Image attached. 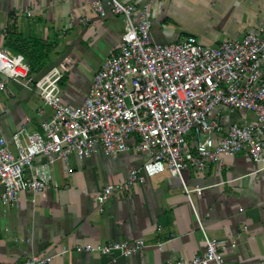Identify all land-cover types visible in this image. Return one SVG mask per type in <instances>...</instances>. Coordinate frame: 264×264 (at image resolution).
<instances>
[{"label": "crops", "instance_id": "obj_1", "mask_svg": "<svg viewBox=\"0 0 264 264\" xmlns=\"http://www.w3.org/2000/svg\"><path fill=\"white\" fill-rule=\"evenodd\" d=\"M94 1L0 0V49L16 54L6 44L19 39L55 43L44 69L32 73L34 85L53 84L55 75H60L54 91L71 108L84 103L95 75L107 57L119 52L125 34L123 19L109 11L106 16L96 13ZM120 1L138 8L150 6L152 38L161 45L194 37L202 45L219 46L264 27V0ZM132 21L138 23V13ZM51 114L34 90L10 81L0 93V137L11 142L23 127L40 132ZM210 119L222 128L219 137L232 124L253 122L255 117L220 107ZM148 160V155L135 152L115 157L98 152L82 161L73 156L69 166L61 161L51 164L52 181L44 192L22 193L18 207L0 206V264H25L32 255H56L63 246L73 249L78 244L114 241H144L147 247L116 261L72 251L51 264L192 260L207 249L200 223L219 244L224 264H264L263 164L242 154L209 165L202 173L187 170L183 181L164 172L115 194L101 209L96 198L104 187L124 184L130 172L142 169Z\"/></svg>", "mask_w": 264, "mask_h": 264}, {"label": "built area", "instance_id": "obj_2", "mask_svg": "<svg viewBox=\"0 0 264 264\" xmlns=\"http://www.w3.org/2000/svg\"><path fill=\"white\" fill-rule=\"evenodd\" d=\"M92 7L101 16L109 11L121 17L125 34L119 52L106 58L78 108L67 106L55 93L60 75L53 84L34 85L24 57L0 49V93L16 81L34 90L52 110L40 132L23 127L11 142L0 137V206L18 207L22 193L44 192L51 185V164L61 161L69 166L73 156L82 161L98 152L106 157L130 152L149 156L124 184L104 187L96 198L101 209L115 194L164 172L183 181L187 170L202 173L209 165L242 154L264 165V27L219 46L202 45L194 37L161 45L152 38L149 5L138 8L120 0H96ZM135 13L137 24L132 21ZM220 107L250 112L255 120L234 123L218 137L222 128L210 116ZM39 158L45 163L38 164ZM183 189L190 194L186 186ZM200 228L206 252L166 264H224L219 244L206 235L201 223ZM146 247L144 241L63 246L56 255H32L25 264H51L72 251L116 261Z\"/></svg>", "mask_w": 264, "mask_h": 264}, {"label": "trees", "instance_id": "obj_3", "mask_svg": "<svg viewBox=\"0 0 264 264\" xmlns=\"http://www.w3.org/2000/svg\"><path fill=\"white\" fill-rule=\"evenodd\" d=\"M16 54L23 56L31 66L32 73H40L47 64V57L54 49L55 43L45 41L19 39L6 44Z\"/></svg>", "mask_w": 264, "mask_h": 264}, {"label": "rangeland", "instance_id": "obj_4", "mask_svg": "<svg viewBox=\"0 0 264 264\" xmlns=\"http://www.w3.org/2000/svg\"><path fill=\"white\" fill-rule=\"evenodd\" d=\"M32 77H33V75H32Z\"/></svg>", "mask_w": 264, "mask_h": 264}]
</instances>
